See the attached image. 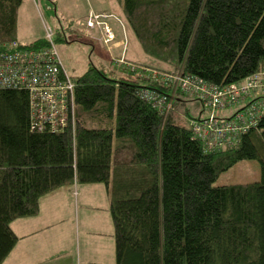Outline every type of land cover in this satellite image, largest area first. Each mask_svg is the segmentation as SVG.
<instances>
[{
  "label": "trees",
  "instance_id": "obj_1",
  "mask_svg": "<svg viewBox=\"0 0 264 264\" xmlns=\"http://www.w3.org/2000/svg\"><path fill=\"white\" fill-rule=\"evenodd\" d=\"M23 2L0 0V43L18 41ZM115 2L144 54L168 65L145 66L183 67L222 88L264 70V0ZM117 68L90 66L72 78L74 134L32 131L28 93L0 90V264L18 242L11 224L37 216L43 196L74 184L109 189L116 264H264V117L238 146L209 154L171 118L187 100L164 123L138 96L162 90ZM125 152L129 162L119 160ZM243 161L259 163L258 181L215 186Z\"/></svg>",
  "mask_w": 264,
  "mask_h": 264
},
{
  "label": "built area",
  "instance_id": "obj_2",
  "mask_svg": "<svg viewBox=\"0 0 264 264\" xmlns=\"http://www.w3.org/2000/svg\"><path fill=\"white\" fill-rule=\"evenodd\" d=\"M36 1V0H34ZM85 40L105 48L124 46L126 23L114 13L90 10L77 23ZM46 45L33 47L19 41L0 43V90H24L29 95L32 131L75 132L77 105L75 85L66 71L52 29H46ZM121 37L124 39L121 40ZM122 73L132 74L157 89L141 88L138 96L163 119L175 111L180 99L194 102L199 111L187 119L193 138L209 154L238 146L243 135L264 117V70L241 84L219 87L186 73L183 67L165 72L129 61L125 54L112 61ZM228 113H231L230 115Z\"/></svg>",
  "mask_w": 264,
  "mask_h": 264
},
{
  "label": "crops",
  "instance_id": "obj_3",
  "mask_svg": "<svg viewBox=\"0 0 264 264\" xmlns=\"http://www.w3.org/2000/svg\"><path fill=\"white\" fill-rule=\"evenodd\" d=\"M62 1L57 0L56 10L58 6L64 9ZM85 1L86 10L76 16L78 18L83 19L90 10L108 13L104 11L115 12V8L123 15L115 0ZM67 7L75 10L74 5ZM17 39L20 41L18 36ZM36 41L38 39L30 43ZM119 160L129 162L131 158L125 152ZM116 168L114 166L113 171L116 172ZM111 205L112 199L105 185L74 184L46 194L40 199L37 216L11 224L18 242L4 264H116Z\"/></svg>",
  "mask_w": 264,
  "mask_h": 264
},
{
  "label": "rangeland",
  "instance_id": "obj_4",
  "mask_svg": "<svg viewBox=\"0 0 264 264\" xmlns=\"http://www.w3.org/2000/svg\"><path fill=\"white\" fill-rule=\"evenodd\" d=\"M56 5L57 0H24V5L19 13L17 36L20 40L19 42L23 45H30L32 41L42 39L43 37L45 39L46 29H52L63 65L71 78L75 79L82 76L90 66H97V68L104 69L108 73L110 64L111 67L114 66L112 65V60L121 58L124 54L127 59L131 58L138 61L134 62L129 59L137 65L146 63L154 67L168 66L165 63L148 58L128 28L126 39L121 37V40L124 39V46L118 49L105 48L97 42L85 40L83 30L87 31L77 27V23L80 22L81 18L76 17L85 12L87 5L85 0H64L61 2L64 9L58 6L56 10ZM68 5H74L75 10L73 11L72 8H68ZM104 12L114 13L125 22L119 8H115V12ZM67 23L73 28L72 31L61 29L63 26L65 28ZM58 33L60 34L59 36L57 35ZM59 37L65 41H58ZM186 102L171 118H173L174 122L188 127L187 118L184 116L185 111L196 115L199 111V106L194 102ZM228 114L230 115L231 113ZM167 119H164V123ZM259 177V163L257 161H243L229 171L221 174L215 186L251 183L254 180H258Z\"/></svg>",
  "mask_w": 264,
  "mask_h": 264
}]
</instances>
